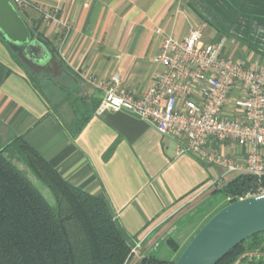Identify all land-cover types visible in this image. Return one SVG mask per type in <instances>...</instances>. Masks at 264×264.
<instances>
[{"label": "crops", "instance_id": "0c3cea01", "mask_svg": "<svg viewBox=\"0 0 264 264\" xmlns=\"http://www.w3.org/2000/svg\"><path fill=\"white\" fill-rule=\"evenodd\" d=\"M29 1L34 7L22 11L26 23L49 40L62 62L41 69L58 67L60 83L51 80L49 96L35 86L0 36V151L25 142L66 182L110 203L130 247L140 245V260L155 256V248L175 238L187 221V226L195 222L193 232L201 225L208 216L205 196L215 193L212 183L222 171L190 154L179 155L184 138L163 137L126 112L99 113L106 94L80 75L109 86L118 76L122 89L140 96L162 70L154 63L162 39L183 40L195 29L203 30L204 43L222 45L228 57L264 59V0ZM41 13L55 19L45 24ZM56 94L76 104L57 103ZM172 255L164 260L172 262ZM260 262L263 255L249 253L235 264Z\"/></svg>", "mask_w": 264, "mask_h": 264}, {"label": "built area", "instance_id": "2783aa9c", "mask_svg": "<svg viewBox=\"0 0 264 264\" xmlns=\"http://www.w3.org/2000/svg\"><path fill=\"white\" fill-rule=\"evenodd\" d=\"M20 12L33 8L29 0H9ZM55 19L43 13V23ZM66 28H68L66 26ZM203 30L189 37L162 39L154 63L162 70L145 93L136 96L94 76L80 78L103 90L98 112L112 110L138 115L163 137L184 138L179 155L190 154L205 166L221 169L212 186L220 190L228 177L264 179V60L259 56L228 57L222 45L206 44ZM235 147L236 153L229 152ZM259 188L239 199L263 196ZM236 200L228 197L227 203ZM140 245L132 248L131 257Z\"/></svg>", "mask_w": 264, "mask_h": 264}, {"label": "trees", "instance_id": "16d2710c", "mask_svg": "<svg viewBox=\"0 0 264 264\" xmlns=\"http://www.w3.org/2000/svg\"><path fill=\"white\" fill-rule=\"evenodd\" d=\"M20 14L24 19L23 14ZM28 28L31 41L47 52L48 64L57 62L62 66L58 52L49 40L37 29ZM0 36L15 51L13 57L35 84L33 74L24 63L29 61L22 54L23 47ZM89 117L83 119L75 135L83 130ZM14 159L23 163L47 188L55 206L18 168ZM259 188L264 189V179L259 181L255 177L241 175L226 182L215 193L237 200L248 193H255ZM218 211L202 221L187 244ZM166 243L177 253L176 260L187 246L179 245L175 238L168 239ZM131 251L127 236L108 201L66 182L22 140L0 151V264H128L132 259ZM249 253L264 256V233L243 242L218 264H235ZM173 263L151 255L139 264Z\"/></svg>", "mask_w": 264, "mask_h": 264}, {"label": "water", "instance_id": "95a60500", "mask_svg": "<svg viewBox=\"0 0 264 264\" xmlns=\"http://www.w3.org/2000/svg\"><path fill=\"white\" fill-rule=\"evenodd\" d=\"M0 34L23 47L22 54L31 65L42 68L48 64L47 52L31 41L27 24L9 0H0ZM263 233L264 195L237 199L202 226L173 264H218L243 242Z\"/></svg>", "mask_w": 264, "mask_h": 264}, {"label": "rangeland", "instance_id": "374dc122", "mask_svg": "<svg viewBox=\"0 0 264 264\" xmlns=\"http://www.w3.org/2000/svg\"><path fill=\"white\" fill-rule=\"evenodd\" d=\"M42 15V19H43V13H41ZM264 60V59H263ZM26 65V68L28 69V71L33 74L34 78H35V84L42 90L44 91L48 96L50 95L49 93V87L50 83H52L53 81L55 82V84H59L60 80H59V68H39V67H34L32 65H30L28 62H24ZM44 62H41V65H44ZM58 66V65H57ZM53 80V81H51ZM52 89V87L50 88ZM53 92V90H51ZM55 98V102L59 103L62 101L63 104L68 103V104H76V101H74V99L72 97H67V98H63L62 96H60L59 94L53 95ZM63 98V100H62ZM42 185V184H41ZM41 190V192H43V194L45 195L46 199L49 201L50 204H52L53 206H55L54 200L52 198V196L50 194H47L44 192V188H39ZM215 191H218V189L215 188ZM207 197L206 199V205H205V209L206 211H208V215L210 213L216 212L218 210H220L221 208H223L224 206H227L228 203L226 202V198L225 196H223V194L221 193H214L213 195H208L205 196ZM204 197V198H205ZM204 215H200L198 216L197 219L203 217ZM193 220V219H192ZM194 221V220H193ZM190 221H187L185 225H183V227L185 229L181 230L179 232V234H177L175 236V239L178 241L179 245L181 246H185L188 242V240L191 237L190 231L193 232V228L195 227V222L191 223V225H188L189 227H192L189 229V227L187 226V224ZM189 229V230H188ZM155 256L159 259H170L173 255V251L168 247L167 243L164 242L162 244H159L155 250H154ZM175 254V258L172 262H175L176 258H177V253ZM142 260V259H141ZM140 255H139V250H137L136 254H134V256L132 257V259H130V261L128 262V264H139L140 263Z\"/></svg>", "mask_w": 264, "mask_h": 264}]
</instances>
